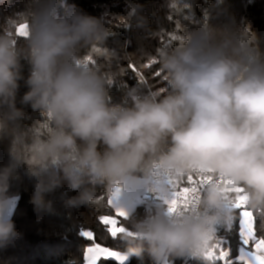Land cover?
<instances>
[{
	"label": "clouds",
	"instance_id": "obj_1",
	"mask_svg": "<svg viewBox=\"0 0 264 264\" xmlns=\"http://www.w3.org/2000/svg\"><path fill=\"white\" fill-rule=\"evenodd\" d=\"M200 6L185 0L193 12ZM142 11L138 2L125 7L137 27L147 23ZM226 11L224 0H204L203 14L157 49L164 89L132 86L119 102L84 56L109 39L106 17L67 0H24L0 17V144L8 154L0 165V253L25 242L14 219L21 172L32 182L38 232L43 216L55 214L48 197L57 190L72 210L103 207L97 190L119 187L127 213L121 254L137 264L208 259L220 231L235 224L241 196L264 235V40L249 25L214 23ZM21 81L27 91L19 96ZM189 176L212 179L187 210L169 214L154 199L120 203L125 194L171 193Z\"/></svg>",
	"mask_w": 264,
	"mask_h": 264
},
{
	"label": "trees",
	"instance_id": "obj_2",
	"mask_svg": "<svg viewBox=\"0 0 264 264\" xmlns=\"http://www.w3.org/2000/svg\"><path fill=\"white\" fill-rule=\"evenodd\" d=\"M132 2L143 5L142 16L147 18L143 27H137V18L125 15V7ZM68 4H76L85 13L98 18L106 17L110 37L106 44L100 45L99 51L88 50L84 56L111 81L112 99L119 102L124 92L136 86L145 91L163 90L165 82L160 70L157 49L172 44L179 39L181 29L193 23L197 14L202 15L204 0H201L199 9L193 10L184 7L185 0H67ZM24 0H0V17L10 14L13 9L21 10ZM227 11L221 14L214 23L233 22L236 25L246 24L264 40V0H224ZM2 22V21H0ZM175 37V39L173 38ZM90 58V59H89ZM131 66L135 67V71ZM27 75V66L24 69ZM27 91L21 81L19 96ZM18 96V98H19ZM24 107L31 112L30 107ZM8 161L6 145L0 144V165ZM187 186L186 181L180 185ZM13 190L18 191L20 200L15 211L14 219L18 229L26 232L25 242L18 249H9L3 256H15L14 264H85L84 252L89 246L108 247L122 250L123 244L119 236L112 237L106 226L99 220L101 215H113L114 209L107 204L105 189H98L99 198L103 207L81 206L77 209H66L61 198V190H57L48 198L54 202L55 214L44 215L37 231L35 224L37 214L30 203L32 195V182L21 172ZM138 211H143L139 206ZM231 231H224L220 235L221 249H229L234 264L241 242L238 237V216ZM120 226L125 227V219L117 217ZM73 221V223H72ZM254 221V228L259 237ZM81 228L90 229L93 239L80 236ZM198 261V262H197ZM194 264H222L221 259H198ZM97 264H116L114 259L101 258ZM127 264H137L131 258ZM181 264V262H177Z\"/></svg>",
	"mask_w": 264,
	"mask_h": 264
},
{
	"label": "snow or ice",
	"instance_id": "obj_3",
	"mask_svg": "<svg viewBox=\"0 0 264 264\" xmlns=\"http://www.w3.org/2000/svg\"><path fill=\"white\" fill-rule=\"evenodd\" d=\"M22 25L17 29L18 35L24 34V28ZM175 39V37H173ZM90 59V58H89ZM135 71V67L131 66ZM211 177L205 176H189L186 180L187 186H178L175 191L171 193H158L152 195L146 193V200H157L160 201L164 206L167 207L169 214H175L181 209L187 210L189 207L194 206L198 199V194L201 187L210 181ZM240 191V190H238ZM120 188L116 187L112 190L111 195L107 198V204L115 210L116 217H122L126 219L127 213L119 204ZM104 196L101 195L98 200L101 201ZM243 197H238L234 202V207L237 209H243L239 213L238 220V237L241 245L238 249V260L242 264H264V235L259 237L256 234L254 228V219L250 212H248L243 205ZM99 220L106 226V230L111 234L112 237H117L119 234L126 231L124 226H118L119 221L117 218L108 215H101ZM233 230L231 226L230 230ZM81 237H86L89 240L93 239V233L91 231H80ZM221 239L216 238L215 248L221 246ZM251 245V247H249ZM254 249V250H252ZM230 256L229 251L221 250L219 257H216L214 251L208 254V259H223L224 264H234L233 259H225ZM104 258L105 260L114 259L116 264H127V258L120 252L111 250L106 247H101L100 244H95L94 247H89L84 252L85 264H97V262Z\"/></svg>",
	"mask_w": 264,
	"mask_h": 264
},
{
	"label": "rangeland",
	"instance_id": "obj_4",
	"mask_svg": "<svg viewBox=\"0 0 264 264\" xmlns=\"http://www.w3.org/2000/svg\"><path fill=\"white\" fill-rule=\"evenodd\" d=\"M145 196H146V194H144L142 197L141 196H139V195H130V194H125V196L120 200V203L121 204H123V205H125V206H127L128 204H129V201L131 200L132 201V203L134 204V205H139V203H140V200L141 199H145ZM243 209H240V211H242ZM240 211H239V213H240ZM108 216H112V217H114V218H117L116 217V214H115V210H114V214L113 215H108ZM238 220H239V216H238ZM118 226H120V225H118ZM238 227V226H237ZM81 230H84V231H91L89 228L88 229H84V228H81ZM240 246H242V245H240ZM89 247H94V246H89ZM102 247H104V246H102ZM249 247H251V245L249 246ZM106 248H108V247H106ZM110 249V248H109ZM111 250H114V251H117V252H120L121 253V251L120 250H117V249H111ZM221 250H224V251H229V249H219L218 250V253H217V251L215 252V249H214V253H215V255H216V257H219V253H220V251ZM252 250H254V249H252ZM238 252V251H237ZM225 259H228V257L227 258H225ZM230 259H232V258H230ZM236 261H238V262H241V261H239L238 260V254H237V256H236ZM222 260V264H224V260L223 259H221ZM128 262V261H127ZM198 262V261H197ZM241 264H242V262H241Z\"/></svg>",
	"mask_w": 264,
	"mask_h": 264
},
{
	"label": "built area",
	"instance_id": "obj_5",
	"mask_svg": "<svg viewBox=\"0 0 264 264\" xmlns=\"http://www.w3.org/2000/svg\"><path fill=\"white\" fill-rule=\"evenodd\" d=\"M234 226V225H233ZM234 228V227H233ZM225 230H221L219 235H218V238L220 239V235L221 233H223ZM221 247V246H220ZM219 247H216L215 249H218ZM198 259H191L188 261V264H194Z\"/></svg>",
	"mask_w": 264,
	"mask_h": 264
}]
</instances>
